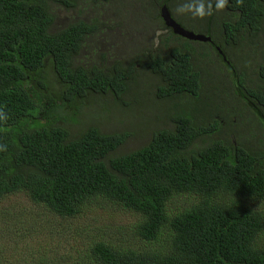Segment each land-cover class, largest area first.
I'll use <instances>...</instances> for the list:
<instances>
[{"label": "trees", "instance_id": "16d2710c", "mask_svg": "<svg viewBox=\"0 0 264 264\" xmlns=\"http://www.w3.org/2000/svg\"><path fill=\"white\" fill-rule=\"evenodd\" d=\"M113 1L0 0V222L7 225L0 235L15 229L8 224L13 198L72 220L76 236L85 233L77 218L108 204L136 217L128 235L115 238L119 245L98 238L71 264H264V52L256 80L246 63L239 69L228 54L243 41L256 44L264 30V0H229L225 11L203 20L177 15L179 0H148L153 22L142 7L145 20L138 23L154 41L157 31L165 33L158 47L156 42L127 66H106V54L82 64L87 41L109 22L101 21L99 8ZM163 7L184 29L211 41L176 35L159 16ZM57 8L77 15L57 27ZM191 43L222 52L233 111L213 104L220 88L207 86V93L204 78L215 76L196 65ZM138 73L155 79L149 91L155 88L161 102L183 103L164 115L170 127L153 130L149 141L125 151L144 128L131 123L134 130L106 133L100 125L113 110L131 116L139 93L146 97ZM107 99L112 106L103 104ZM249 111L254 123L245 116ZM77 126L82 129L73 134ZM229 127L236 134L221 137ZM177 197L187 200L173 208ZM133 238L148 246L130 243ZM63 259L56 257L55 264ZM49 260L38 264H53Z\"/></svg>", "mask_w": 264, "mask_h": 264}, {"label": "rangeland", "instance_id": "374dc122", "mask_svg": "<svg viewBox=\"0 0 264 264\" xmlns=\"http://www.w3.org/2000/svg\"><path fill=\"white\" fill-rule=\"evenodd\" d=\"M141 2L142 0H114L110 4H102L100 6L99 16L101 17V21L104 23L106 19H109V22L102 26L101 30L93 38L87 41L79 56L81 62H83L82 64L88 63L91 65L96 60L99 61V57L102 54H106V57H108L105 62L106 66H111L116 61L123 62L127 66L129 62L136 59L135 56L138 53L142 54L145 49L150 51L154 49L159 38L156 37L154 41L151 33L148 32L149 30H145V24L138 23V19L144 21L146 16L150 22H153L155 13L151 10V2L149 3L146 0L143 2L144 5H140ZM142 7H146L148 11L144 12V18L141 17ZM73 14L59 8L55 9L57 27H65L72 19L71 16ZM92 15H96V13ZM89 16H85V18H89ZM157 33L161 35L165 34L158 31ZM191 45L197 51V55L194 56L198 57L194 61L196 65L215 76L214 81L208 80L206 77L204 78L207 82L205 89H207V86H217L220 88V92L215 97L216 104H213L224 110L233 111L234 100L230 89L231 80L227 71L221 65L217 54L209 48L199 50L201 46L199 44L191 43ZM240 46L234 51L230 50L228 54L230 57H233L239 69H242L243 64L246 63L247 75L256 80L254 71L262 58V52H264V30L260 33L256 44H248L246 41H243ZM208 50L211 51L209 56L206 54ZM235 53L240 57L235 56ZM138 74H140L138 87L140 86L142 90L146 91V97L142 98V94L139 93L141 101L139 104H136V110L132 112L131 116L120 117L116 110H113L110 115H107L109 120L104 121L100 125L101 129L106 133L122 132V128L126 127H128L126 131L134 130V128L129 127L131 123H134L136 126L140 125L135 130L144 128V131H141L135 137V140L131 141V143L129 141V145L125 147V151L133 150L145 144L150 140L149 138L153 130L170 127L169 120L164 115L167 113L173 114L171 110L168 111L173 103H183L181 100H165V102H161L154 95V92H156L155 88L149 91V87L154 84L155 79L149 75ZM207 93L210 94L209 90ZM106 103L112 106V100L107 99L103 102V104ZM94 113L84 117L86 124L91 122L88 120L94 116ZM245 116L251 119L253 123L256 121V117L251 111L246 112ZM234 119L236 120V118ZM81 129L78 126L73 127L72 132L73 134H77ZM230 134H233V136L236 134L235 128L229 127L225 129L221 137H226ZM189 197L192 199L193 195ZM13 199L7 203L14 206L12 209L14 219L11 221L9 218L8 224L13 223L15 229L8 236L0 235V264H38L45 257H49V261L55 264V258L60 255H64L65 257L62 260L63 264L75 263L73 258L78 256L82 247L94 244V241L98 238L108 239L119 245L121 242L115 240V238L122 236L124 239L128 235L129 229L136 218L125 210H118L112 205L103 204L89 211L81 218H77L78 221L75 223H80L85 233L84 236H76V234L72 235L74 229V225L71 224L72 220L64 221L50 212L43 211L44 209L42 208L38 209L25 198L20 199L18 203L15 198ZM186 200V197H177L171 201L170 205L173 208H178ZM3 206L6 212L9 211L10 206L6 204ZM6 227V224L3 225L0 222V230L3 229L5 231ZM64 227H68L67 232L63 230ZM130 243L148 246L146 241L135 238ZM260 244L264 245V239H261ZM71 250H74V252L71 256H67L65 253Z\"/></svg>", "mask_w": 264, "mask_h": 264}, {"label": "clouds", "instance_id": "9594fccd", "mask_svg": "<svg viewBox=\"0 0 264 264\" xmlns=\"http://www.w3.org/2000/svg\"><path fill=\"white\" fill-rule=\"evenodd\" d=\"M228 3L229 0H179L175 12L177 15H190L194 19L203 20L214 13L225 11ZM218 59L221 62L220 54Z\"/></svg>", "mask_w": 264, "mask_h": 264}, {"label": "water", "instance_id": "95a60500", "mask_svg": "<svg viewBox=\"0 0 264 264\" xmlns=\"http://www.w3.org/2000/svg\"><path fill=\"white\" fill-rule=\"evenodd\" d=\"M161 17L168 28H171L176 35H180L186 39L201 41V42H210L211 38L204 35L195 34L194 32L184 29L175 19L171 16L169 10L166 7H163L161 10ZM222 54L221 51H219Z\"/></svg>", "mask_w": 264, "mask_h": 264}, {"label": "flooded vegetation", "instance_id": "af4514ba", "mask_svg": "<svg viewBox=\"0 0 264 264\" xmlns=\"http://www.w3.org/2000/svg\"><path fill=\"white\" fill-rule=\"evenodd\" d=\"M159 16H161V15H159ZM162 18V17H161ZM165 24V23H164ZM155 35V37H157V38H161L163 35H161L160 33H156V34H154ZM157 47L159 46V44H158V42H157V45H156Z\"/></svg>", "mask_w": 264, "mask_h": 264}]
</instances>
